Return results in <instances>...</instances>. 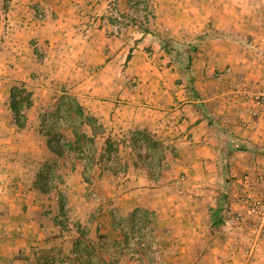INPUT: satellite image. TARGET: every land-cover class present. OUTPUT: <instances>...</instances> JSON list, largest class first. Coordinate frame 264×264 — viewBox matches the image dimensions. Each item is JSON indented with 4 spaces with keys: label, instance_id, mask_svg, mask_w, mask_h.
Masks as SVG:
<instances>
[{
    "label": "rangeland",
    "instance_id": "1",
    "mask_svg": "<svg viewBox=\"0 0 264 264\" xmlns=\"http://www.w3.org/2000/svg\"><path fill=\"white\" fill-rule=\"evenodd\" d=\"M131 1L103 0L100 27L111 23L110 32L123 42L155 35L159 66L154 67L172 68L167 82H179L190 98L224 100L216 118L204 108L214 121L209 122L213 171L190 165L187 155L174 154L147 134L132 140L122 126L104 127L90 100L95 95L77 89L82 75L64 74L63 50L55 55L40 34L54 13L49 0H36L41 6L33 16L36 36L0 27V264H264V166L252 164L257 153L264 159V147L249 146L247 154L231 132L239 128V116L243 128L255 129L264 120L251 113L264 75L262 12L250 11L254 23L241 28L240 0H217V21L233 19L235 26L205 21L197 36L191 33L197 26L187 21L181 31H159L154 1ZM6 8L7 0L1 15ZM215 31L228 35L214 38L219 50L232 54V63L225 51L197 56ZM245 59L259 66L255 79L240 72ZM119 67L121 82L133 85L128 64ZM11 93L24 117L21 127L10 107ZM26 97L27 107L21 103ZM109 128L119 136L105 137Z\"/></svg>",
    "mask_w": 264,
    "mask_h": 264
},
{
    "label": "crops",
    "instance_id": "2",
    "mask_svg": "<svg viewBox=\"0 0 264 264\" xmlns=\"http://www.w3.org/2000/svg\"><path fill=\"white\" fill-rule=\"evenodd\" d=\"M4 1L0 0V27L11 25L21 34L29 33L36 36L38 31H33L36 26L33 16L41 8V6H37L36 0H7L9 8L3 10L4 14L1 15V5ZM49 1L54 19L49 21L46 26L41 27L40 34L49 41L55 55H57L56 51L59 53L60 50H63L59 57H64V64L61 65L64 74L82 75L77 89L86 93L91 92L92 97L95 95V98L90 100L93 101L92 105L98 111L96 117L100 118V123L104 127L108 125L122 126L123 129H127L128 136L132 140L136 136L142 137L143 134H147L152 139L170 145L169 148L174 154L187 155L191 159L190 165L199 166L201 170L213 171L211 166H213L215 156L214 139L210 130L212 125L209 122L213 123L214 121L210 116V119L204 116V108L206 106L209 114L216 118L215 112L222 105L223 107L226 105L223 104L224 100L222 101V99L216 102L214 100L220 99L222 96H213L207 100H200L201 97L190 98L186 89H183L179 82H167V74L172 68L154 67L159 66L155 60L159 57L154 50L155 35L147 34L143 38L139 35L138 38L141 41L136 43L131 39H125L124 42L118 40L115 33L110 32L115 28L111 23L103 28L99 25V17L104 12L103 0ZM153 1L154 27L161 32L166 29L173 31L172 33L177 30L181 31V27L188 26L183 23V21H187L191 26H197L194 30L191 29L192 35L199 36L202 33L200 29L205 28V21L209 23L208 26L212 27L219 24L221 27V23H224L223 28H226L229 23L235 26L237 22L233 19L230 21L219 20L222 21L220 23L217 21L215 18L217 0L204 2L210 11L207 20H205L206 16L204 17L202 14L201 0ZM239 3L238 11L241 12L239 26L241 28H248L250 24L254 23V21L250 22L251 17H247L252 10L262 12L260 17L264 21V0H258V2L257 0L255 2L240 0ZM227 8L228 6L225 9ZM114 12L117 11L114 10ZM191 15L192 18L189 17ZM218 35L228 37L227 34L218 32L213 35V38L210 36L207 41L210 45L206 47V50L201 49L205 52L198 53V57H216L221 54V51H225L223 55L227 56L226 49L219 50V46L217 47L219 40L215 38ZM147 41L151 45L147 44L144 48V43ZM147 47H150L154 52L150 53ZM142 49H145V52L149 51V56L143 54ZM244 51L246 56L250 55V51ZM228 54L227 59L230 61L232 54ZM124 62L128 64V80L133 81V85L128 83V87H125L126 80L121 82L119 65ZM232 62L231 60L230 63ZM241 63L240 69L243 70L240 72L243 73V76L250 79L258 77L260 69L259 66H254V61L250 63L245 59ZM195 66L197 67V64ZM207 69H211L212 72L214 67ZM134 82H136L135 85ZM180 95L182 97H179ZM124 98L127 100L126 102L123 101ZM136 99H139L138 102ZM216 106L218 107L215 108ZM246 110L249 112L248 109ZM108 120L112 121V124L108 123ZM238 121L239 128L231 127V132L236 133L235 135L246 147H256L260 151V147H264V120L255 129L249 128V126L243 128L241 125L242 116H239ZM110 130L112 131L108 132ZM136 131L139 134L135 133ZM115 133L117 132L114 129L109 128L103 135L105 137L107 135L114 136ZM117 136H119L118 133ZM248 152L245 153L248 154ZM252 164L264 166L263 157L257 153Z\"/></svg>",
    "mask_w": 264,
    "mask_h": 264
},
{
    "label": "built area",
    "instance_id": "3",
    "mask_svg": "<svg viewBox=\"0 0 264 264\" xmlns=\"http://www.w3.org/2000/svg\"><path fill=\"white\" fill-rule=\"evenodd\" d=\"M148 1L149 0H135L131 1V4H147ZM257 86L258 88L253 95L255 108L251 113L253 116H256L257 121H260L264 119V75L259 78ZM245 95H249L248 92Z\"/></svg>",
    "mask_w": 264,
    "mask_h": 264
},
{
    "label": "trees",
    "instance_id": "4",
    "mask_svg": "<svg viewBox=\"0 0 264 264\" xmlns=\"http://www.w3.org/2000/svg\"><path fill=\"white\" fill-rule=\"evenodd\" d=\"M167 52H170V50H169V47L168 46H166L165 48H164ZM22 104L24 103V105H26V107L28 106V105H30V101H29V97H26V98H24L23 100H22V102H21ZM10 107H11V110H12V113H13V115H14V117H15V120L17 121V125L19 126V127H21V125L20 124H18L19 122V119H24V117L21 115V112H20V108H19V106H18V103H16L15 102V99H14V93H11V104H10ZM81 137H84V136H81ZM77 141H79L78 139H77ZM56 142V141H55ZM57 143V142H56ZM223 149H224V147H223ZM240 149H241V151H244V152H247V151H249V147L247 146H245V145H241L240 144ZM57 150V149H56ZM58 151V150H57ZM109 151V150H108ZM223 151V155L225 156L226 155V152H225V150H222ZM225 153V154H224ZM261 154H262V152H260ZM221 204H222V202H219V206H218V211H220L221 210V208H220V206H221ZM215 221V220H214Z\"/></svg>",
    "mask_w": 264,
    "mask_h": 264
}]
</instances>
